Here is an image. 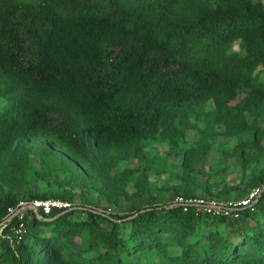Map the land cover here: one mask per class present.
<instances>
[{
  "label": "trees",
  "instance_id": "1",
  "mask_svg": "<svg viewBox=\"0 0 264 264\" xmlns=\"http://www.w3.org/2000/svg\"><path fill=\"white\" fill-rule=\"evenodd\" d=\"M128 3L130 13L120 0H38L37 4L0 0V73L74 99L81 109L79 124L68 128V135L48 133L37 108L20 109L13 125L12 120L0 125L2 138L15 130L18 138H52L61 148L74 140L78 157L87 162L90 153L107 145L135 142L142 150L162 131L160 109L195 105L206 94L223 90L264 93V80L258 71L254 73L264 69L263 4L249 0ZM63 23L81 33L77 52H67V67L46 65L51 54L46 38L51 39L53 28ZM238 36L244 39L243 54L225 57ZM124 66L150 76L146 100L121 110L131 85L114 75L121 74ZM18 154L13 151L14 158ZM253 184L262 188L255 210L241 212L237 220L197 216L174 204L138 210L132 218L95 213L98 210L91 207L83 212L89 220H70V211L54 210L40 214V219L32 215L22 244L15 252L0 253V264L8 259L13 264H124L117 255L120 248L129 256L142 257L145 264H264V223L246 232L239 226L263 205L264 173L255 176ZM183 194L195 197L187 191ZM32 199L47 198L28 200ZM18 201L10 192L0 196V220L7 219L8 208ZM205 219L230 228L238 238L230 241L213 232L205 240L193 237L192 227ZM15 222L13 218L5 223V230ZM123 227L127 233L121 231ZM40 229L48 234L33 235ZM75 236L82 240L77 252L64 242ZM171 247L178 248L180 256L169 254Z\"/></svg>",
  "mask_w": 264,
  "mask_h": 264
},
{
  "label": "rangeland",
  "instance_id": "2",
  "mask_svg": "<svg viewBox=\"0 0 264 264\" xmlns=\"http://www.w3.org/2000/svg\"><path fill=\"white\" fill-rule=\"evenodd\" d=\"M120 1L130 13L128 0ZM249 1L264 5V0ZM17 2L37 4L38 0ZM51 35V39L46 38L51 46L46 65L58 63L67 67V52H77L81 33L63 23L54 27ZM121 69L124 71L114 78L131 85L120 108L124 110L127 105L146 100L145 85L150 74L125 66ZM257 71L259 79L264 80V69L258 68L254 73ZM128 73L133 77L128 78ZM246 101L250 104H243ZM27 107L41 112L43 126L51 135H68V128L79 124L81 109L74 99L0 73V125L8 120L13 125L20 109ZM159 111L162 131L142 150L135 142L107 145L90 153L87 162L78 157L79 147L74 140L61 148L52 143V138H18L15 130L2 138L0 129V196L10 192L16 200L57 197L71 205L70 220H89L84 207L112 217L132 218L138 210L174 204L175 198L185 191L212 201L241 199L254 187L253 178L264 173V93L254 94L246 88L234 94L223 90L206 94L195 105L169 106ZM16 150L19 156L14 158ZM257 223H264V202L252 218L240 221L239 226L248 231ZM221 226L198 220L192 227V236L205 240L213 232L230 241L238 238L230 228L223 226L221 230ZM46 231L36 230L33 235L45 236ZM121 231L127 233V228ZM64 242L76 252L82 244L77 236ZM21 244L13 241L0 220V253H8V249L15 252ZM168 251L180 256L178 248ZM117 255L124 264H145L142 257L129 256L121 248ZM5 264L13 263L8 259Z\"/></svg>",
  "mask_w": 264,
  "mask_h": 264
},
{
  "label": "built area",
  "instance_id": "3",
  "mask_svg": "<svg viewBox=\"0 0 264 264\" xmlns=\"http://www.w3.org/2000/svg\"><path fill=\"white\" fill-rule=\"evenodd\" d=\"M261 192L262 188H253L245 197L227 201H212L198 196L181 195L175 198L174 205L181 207L183 212L192 211L197 216L237 220L240 218L241 212L255 210L254 206ZM70 209L69 203L57 199L19 200L16 205L7 210L8 217L14 216L13 218L16 219L9 230L11 238L16 243L22 242L28 233L26 222L31 219L32 215L40 219V214L49 215L54 210L66 212Z\"/></svg>",
  "mask_w": 264,
  "mask_h": 264
},
{
  "label": "clouds",
  "instance_id": "4",
  "mask_svg": "<svg viewBox=\"0 0 264 264\" xmlns=\"http://www.w3.org/2000/svg\"><path fill=\"white\" fill-rule=\"evenodd\" d=\"M243 45H244L243 37L238 36L233 38L224 53L225 57L231 58L233 55H237V56L242 55ZM221 230H223V226H221Z\"/></svg>",
  "mask_w": 264,
  "mask_h": 264
},
{
  "label": "water",
  "instance_id": "5",
  "mask_svg": "<svg viewBox=\"0 0 264 264\" xmlns=\"http://www.w3.org/2000/svg\"><path fill=\"white\" fill-rule=\"evenodd\" d=\"M95 213H98V212H95ZM103 216H105V215H103ZM13 217H14V216L8 217V218L4 221V224L7 223V222H9L11 219H13ZM128 219H130V218H128ZM126 220H127V219H126Z\"/></svg>",
  "mask_w": 264,
  "mask_h": 264
},
{
  "label": "crops",
  "instance_id": "6",
  "mask_svg": "<svg viewBox=\"0 0 264 264\" xmlns=\"http://www.w3.org/2000/svg\"><path fill=\"white\" fill-rule=\"evenodd\" d=\"M232 200V199H231Z\"/></svg>",
  "mask_w": 264,
  "mask_h": 264
}]
</instances>
